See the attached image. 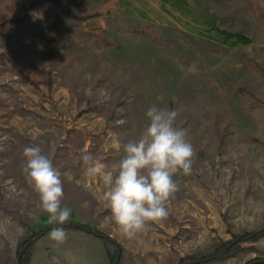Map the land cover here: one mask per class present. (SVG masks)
<instances>
[{"label": "rangeland", "instance_id": "374dc122", "mask_svg": "<svg viewBox=\"0 0 264 264\" xmlns=\"http://www.w3.org/2000/svg\"><path fill=\"white\" fill-rule=\"evenodd\" d=\"M258 2L175 0L167 18L105 8L69 18L60 0H0V264H18V246L54 226L22 169L31 145L61 171L69 221L115 241L120 264H181L264 231V23L249 9ZM221 31L233 44L220 43ZM153 104L180 112L195 155L190 174L174 177L168 217L139 242L106 220L102 181L83 175L80 156L117 162L115 145L140 137ZM238 248L207 264L264 261V238ZM114 253L67 232L61 245L40 238L30 264H112Z\"/></svg>", "mask_w": 264, "mask_h": 264}, {"label": "clouds", "instance_id": "9594fccd", "mask_svg": "<svg viewBox=\"0 0 264 264\" xmlns=\"http://www.w3.org/2000/svg\"><path fill=\"white\" fill-rule=\"evenodd\" d=\"M86 90V95L90 94ZM158 96V101H163ZM180 112L153 104L146 112L147 126L138 139L115 147L123 155L113 163H105L90 152L81 153L83 175L99 178L103 190L98 199L110 211L106 220L114 222L129 240L142 242L141 236L152 223L169 215V205L179 191L174 177L188 175L192 170L195 149L187 139V130L177 126ZM22 166L28 184L39 197V207L47 214L53 227L49 237L57 245L67 239L62 227L71 217L72 209L62 204L64 188L61 171L43 153L39 145L26 146Z\"/></svg>", "mask_w": 264, "mask_h": 264}, {"label": "trees", "instance_id": "16d2710c", "mask_svg": "<svg viewBox=\"0 0 264 264\" xmlns=\"http://www.w3.org/2000/svg\"><path fill=\"white\" fill-rule=\"evenodd\" d=\"M249 9L252 12V14L259 19L260 21L264 22V13L260 12L259 10H257L256 8H253L252 5H249ZM60 11L61 13L65 16V17H69V18H75V16H73V14L70 13V11L63 6H60ZM53 227H61V225H54L51 227H46L42 230H40L35 236H32L31 239H29L28 241L20 244L17 248V255H18V264H30V259H31V255H32V251L34 250V247L37 243V241L46 236L49 235L50 230ZM62 227L66 230V232H75V233H80V234H86L89 236H94L97 237L98 239H100L104 245L106 246H111L114 248L115 253L112 256V264H120L121 260H122V254L120 252V249L118 247V245L116 244L115 241H113L111 238H109L108 236H105L104 234H102L101 232L97 231L96 229L89 227L87 225L84 224H79L76 222H66L64 225H62ZM264 238V231H258V232H254L251 234H245L243 236H236L235 239H233V241H231L230 243H228V245L225 246V251L221 250L222 248L220 246H218L215 251L198 260H195L193 258H184L181 261V264H207V263H211L213 261H215L216 259H218L220 256L225 257L226 255H229L230 253H233L234 251L236 252L239 248V246L247 241L250 242H256L259 239ZM253 264H264V261H255L253 262Z\"/></svg>", "mask_w": 264, "mask_h": 264}, {"label": "crops", "instance_id": "0c3cea01", "mask_svg": "<svg viewBox=\"0 0 264 264\" xmlns=\"http://www.w3.org/2000/svg\"><path fill=\"white\" fill-rule=\"evenodd\" d=\"M166 2H171L175 6V0H60L63 6L67 7L72 14H91L96 12H101L102 8H105L106 12H108L111 16H125V17H140L147 12H155L158 11L162 17L164 13H169L170 9L166 5ZM170 3V4H171ZM259 5L255 6L257 10L264 13V0H259ZM160 5V8L158 6ZM204 11L208 12V8L206 5L203 6ZM207 8V9H206ZM145 12V13H144ZM251 12V11H250ZM252 14V12H251ZM253 18L260 23H264L257 19L253 14ZM144 18V17H142ZM174 19V17H172ZM148 19V18H146ZM149 19H153L150 18ZM213 25L210 21V16L207 21L203 24V33L204 34H212ZM220 43L223 44H233V40L230 34L220 32ZM236 38V36H234ZM237 42V40H236Z\"/></svg>", "mask_w": 264, "mask_h": 264}]
</instances>
